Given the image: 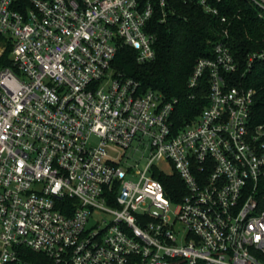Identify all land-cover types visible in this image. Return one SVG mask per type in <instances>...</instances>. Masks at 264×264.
Instances as JSON below:
<instances>
[{
    "label": "built area",
    "instance_id": "1",
    "mask_svg": "<svg viewBox=\"0 0 264 264\" xmlns=\"http://www.w3.org/2000/svg\"><path fill=\"white\" fill-rule=\"evenodd\" d=\"M156 5L166 21L168 0H0V264H264V124L228 42L197 60L208 105L182 126L178 98L113 68L124 46L155 59Z\"/></svg>",
    "mask_w": 264,
    "mask_h": 264
},
{
    "label": "trees",
    "instance_id": "2",
    "mask_svg": "<svg viewBox=\"0 0 264 264\" xmlns=\"http://www.w3.org/2000/svg\"><path fill=\"white\" fill-rule=\"evenodd\" d=\"M216 6L219 15L206 13L195 2L168 0L167 19L163 21L156 5L148 28L156 36L155 59L140 63L137 52L124 46L113 61V68L119 74L138 80L143 90H156L167 100L178 98L175 118L182 126L208 105L207 80L195 92L188 88L197 60L211 56L214 45L220 40L227 41L240 65L239 71L231 75V83L256 90L252 122L264 124V61L257 60L252 70L246 71L249 57L264 50V13L251 0H216ZM223 16L226 22L222 21ZM193 93L195 97L190 98ZM156 177L173 200H180L181 193L186 192L177 174L161 173ZM21 253L28 261L39 262L42 256L27 247H21Z\"/></svg>",
    "mask_w": 264,
    "mask_h": 264
},
{
    "label": "rangeland",
    "instance_id": "3",
    "mask_svg": "<svg viewBox=\"0 0 264 264\" xmlns=\"http://www.w3.org/2000/svg\"><path fill=\"white\" fill-rule=\"evenodd\" d=\"M134 157L135 158H133L134 160H136V159H140L141 158V153L140 152H135L134 153ZM162 167L166 170V172H172L173 171V169L171 168V166H169L168 164H163L162 165ZM104 218H106L105 216L102 218V220L104 219ZM107 218L110 220V218H109V216H107ZM101 220V221H102ZM182 229H184L183 227H182ZM182 229H181V227L179 226V225H177V230L178 231H180V232H182ZM178 238L179 239H182V234H180L179 236H178Z\"/></svg>",
    "mask_w": 264,
    "mask_h": 264
}]
</instances>
